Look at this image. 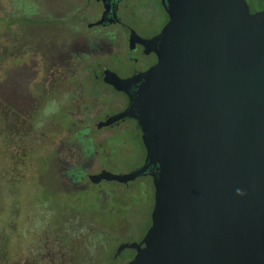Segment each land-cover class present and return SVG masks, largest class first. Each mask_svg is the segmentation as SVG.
I'll use <instances>...</instances> for the list:
<instances>
[{"label":"water","instance_id":"95a60500","mask_svg":"<svg viewBox=\"0 0 264 264\" xmlns=\"http://www.w3.org/2000/svg\"><path fill=\"white\" fill-rule=\"evenodd\" d=\"M158 62L107 82L142 127L145 164L92 177L153 190L151 225L125 264H264V8L248 0H163Z\"/></svg>","mask_w":264,"mask_h":264},{"label":"rangeland","instance_id":"374dc122","mask_svg":"<svg viewBox=\"0 0 264 264\" xmlns=\"http://www.w3.org/2000/svg\"><path fill=\"white\" fill-rule=\"evenodd\" d=\"M47 1L51 4L42 13L40 7L31 6L35 11L32 14L65 21L74 2ZM20 4L18 0H0V264H124L131 256V245L142 240L151 225L152 200L148 204L145 195L148 183L138 178L131 188L117 182L104 181L100 187L93 184L96 191L107 194L105 202L93 189L74 191L70 187L63 176L69 167L60 161L68 156L67 146L61 143L65 133L60 130L68 126L67 117L62 111L51 116L54 108L48 106L44 112L37 108L26 112L19 103L25 92L34 98L37 82L45 77L44 73L37 78L34 75L42 69L38 59L41 50L37 56L31 51L25 53L27 49L23 55L11 53L14 47L22 48L23 40L32 44L28 48L43 46L42 37L54 28L61 47L68 36L67 25L48 26L41 31L23 16ZM13 11L12 17L18 21L5 25L6 16ZM62 78L66 76H60L55 94L61 96L60 100H64L67 88ZM21 86L26 90L23 94ZM10 90L17 95L15 99L10 98ZM113 94L102 98L108 103L102 113L118 109L111 107ZM88 133L100 136L96 142L102 139L100 153L110 151L108 158L95 161L103 171L129 174L143 165L144 146L139 133L109 135L108 128ZM120 141L123 147H118ZM87 169L88 173L99 170L98 166ZM13 180L19 183L17 190L9 185Z\"/></svg>","mask_w":264,"mask_h":264},{"label":"flooded vegetation","instance_id":"af4514ba","mask_svg":"<svg viewBox=\"0 0 264 264\" xmlns=\"http://www.w3.org/2000/svg\"><path fill=\"white\" fill-rule=\"evenodd\" d=\"M25 3L34 8L40 7L41 13L51 4L47 0ZM248 3L251 12L264 8V3L258 6L255 0L252 2L248 0ZM30 9L33 10L32 7ZM43 15L23 14L29 18L28 21L35 22L36 26L44 32L48 26L66 23L68 36L65 43L59 47L61 43L56 34L57 30L52 28V31H46L49 34L46 38L42 37L43 46L35 47L38 49L28 48L27 45L32 44L26 40H23L22 48H12L11 53L14 55H23L24 50L27 49L25 53L31 51L33 56H37V51L41 50L38 59L42 69L34 75L37 78L39 73L45 74V77L36 84L37 95L34 98H31L32 96L28 95L21 86L22 94L24 92L25 94L21 99L19 98V103L26 112L36 108L44 112V107L48 106L54 108L51 116L55 115V112L64 113L68 119V126L60 129L65 133L61 143L67 146L68 156L60 161L62 166L69 168L63 176L74 191L93 189L95 195L105 202L107 194L101 189L96 191L92 185L100 187L106 180L95 182L92 177L103 172L100 164L95 161H99L100 157L108 158L110 151L107 149L100 153L102 139L96 142L100 136L91 135L88 132L108 128L111 131L109 135L134 132L139 133L142 138V127L133 117H123L108 126H93L124 112L130 106L131 97L137 90V87H131L127 92L117 90L112 83L107 82L106 78H110L108 73L112 72L121 79H129L156 65L158 62L157 37L169 22L170 17L163 0H74L70 15L65 21L57 16ZM52 34L55 37H51ZM27 74L25 73L26 77L30 76ZM63 75L66 76V79H62L66 80L67 88L66 94L63 95L64 100H60L61 96L55 94L60 88V76ZM107 91L115 94H113L114 101L111 100L113 103L111 107H118V109H110L102 113L108 104L102 101V98L109 93ZM8 94L12 99L17 96L12 90ZM119 144L123 147L122 141L118 143V147H120ZM142 148L144 165L146 149L145 146ZM94 166H98L99 170L88 173L87 168ZM134 181L120 184L131 188L130 184ZM145 188L148 204L150 199L152 200L153 211V190L150 184H146ZM123 236L120 235V237ZM133 255L132 250L130 258L125 263L131 260Z\"/></svg>","mask_w":264,"mask_h":264},{"label":"trees","instance_id":"16d2710c","mask_svg":"<svg viewBox=\"0 0 264 264\" xmlns=\"http://www.w3.org/2000/svg\"><path fill=\"white\" fill-rule=\"evenodd\" d=\"M264 0H255V2L257 3V5H263V2ZM18 2H21L20 4V8L21 10H23L22 14H32L33 13V10L30 9L31 6H29L28 4H26L25 2H32V0H18ZM15 14V11L11 12L10 15L6 16L5 20H4V23L5 25H8V26H11L13 25V23L17 22L18 20L14 19L12 17V15ZM20 14V13H19ZM3 19V18H2ZM18 182L17 180H13L11 183H9L10 187L12 189H18ZM2 237L3 234L1 235ZM2 241L5 240V237L1 239Z\"/></svg>","mask_w":264,"mask_h":264}]
</instances>
